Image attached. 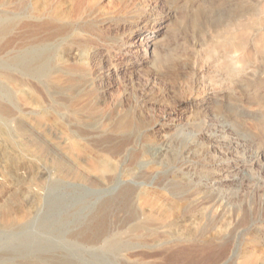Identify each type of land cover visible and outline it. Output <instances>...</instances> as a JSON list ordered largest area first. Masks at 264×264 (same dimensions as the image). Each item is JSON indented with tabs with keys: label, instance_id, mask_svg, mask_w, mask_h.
<instances>
[{
	"label": "rangeland",
	"instance_id": "374dc122",
	"mask_svg": "<svg viewBox=\"0 0 264 264\" xmlns=\"http://www.w3.org/2000/svg\"><path fill=\"white\" fill-rule=\"evenodd\" d=\"M14 2L20 46L53 55L40 81L0 40V210L30 226L1 231L0 253L22 237L73 264H264V0ZM123 188L135 213L106 207L122 249L75 235Z\"/></svg>",
	"mask_w": 264,
	"mask_h": 264
},
{
	"label": "bare ground",
	"instance_id": "6f19581e",
	"mask_svg": "<svg viewBox=\"0 0 264 264\" xmlns=\"http://www.w3.org/2000/svg\"><path fill=\"white\" fill-rule=\"evenodd\" d=\"M58 2V1H57ZM11 3V2H10ZM26 0H15V2L12 4V8L14 9V11L20 12L23 7L26 5ZM29 3V2H28ZM55 3V2H54ZM62 3V2H61ZM77 3V2H76ZM69 5V4H68ZM10 8V5H8ZM65 7V6H64ZM30 8V7H29ZM78 8V7H77ZM2 9V8H1ZM11 10V9H9ZM32 12L31 13H38L41 12L42 14L44 13V15H46V18H42L44 20V22L46 24L49 25V28L56 30V33H59V31H61V28L63 27L59 21V19H57L59 17V13L55 11L54 8H46L45 6L42 5L41 9L40 8H36V7H31ZM2 12V11H1ZM9 12V11H8ZM2 13H0V40L3 37V34H7V42L8 45L10 47V54L8 55V65H10V67H20L25 74H30L36 78H38L37 80L43 79L45 80L47 77V72L50 68V61L52 59V53H51V46L49 45V42H47V40H41V45H37L38 50L36 51L35 47H31L30 45H24L23 44L20 46L19 44V39L17 36L12 35L14 31V28L17 26L18 29V25H20L19 20L20 18H22V14L20 13H16V14H8L3 13L4 16H1ZM24 14V11H23ZM27 14V13H26ZM24 14V15H26ZM29 15V14H28ZM31 15V14H30ZM37 15V14H36ZM34 16V15H33ZM36 17V16H35ZM34 17V18H35ZM43 17V16H42ZM66 18V17H65ZM41 19V20H42ZM25 20V19H24ZM34 20V19H33ZM31 20V21H33ZM63 20V19H62ZM26 21V20H25ZM28 21V20H27ZM24 22V21H23ZM30 22V21H29ZM36 23L38 21H35ZM60 23V24H59ZM24 24V23H23ZM29 24V23H28ZM26 25V23H25ZM39 25V24H38ZM68 25V24H67ZM66 25V26H67ZM30 26V25H29ZM65 26V25H64ZM70 26V25H69ZM22 27V25H21ZM40 27V26H39ZM44 27V26H43ZM46 27V26H45ZM67 28V27H66ZM20 29V27H19ZM18 29V30H19ZM43 29V28H42ZM49 29V30H50ZM23 30H25L23 28ZM22 30V31H23ZM33 30V29H32ZM35 30V29H34ZM48 30V29H46ZM21 31V30H20ZM21 31V32H22ZM64 31V30H63ZM20 33V32H19ZM26 33V32H24ZM34 33V32H33ZM48 33V32H46ZM45 33V34H46ZM64 33V32H63ZM15 34V33H14ZM18 34V33H17ZM39 34V33H38ZM53 34V33H52ZM62 34V33H61ZM26 35L23 34L22 37ZM34 35V34H33ZM37 35V34H35ZM48 35V34H47ZM5 36V35H4ZM20 36V35H19ZM31 36V34H30ZM44 36V35H43ZM50 36V35H49ZM31 38V37H30ZM33 38V37H32ZM26 39H28L26 37ZM46 39V38H45ZM31 40V39H30ZM54 40V39H53ZM28 41V40H26ZM50 41V39H49ZM147 41V40H146ZM6 42V43H7ZM22 42H24L22 40ZM33 42V41H32ZM37 42V41H36ZM40 43V42H39ZM32 44V43H30ZM142 44V43H141ZM7 45V44H6ZM36 45V44H35ZM22 47V48H19ZM226 51L229 52H238L240 51L241 54L239 56V60L241 62H244L246 60V55L248 54L245 46L242 43H228L226 46ZM84 56V55H83ZM82 56V57H83ZM57 57V56H56ZM79 60V59H78ZM56 63V62H55ZM2 66V65H0ZM3 67V66H2ZM11 69V68H10ZM14 69V68H13ZM20 70V69H19ZM17 71V70H16ZM22 72V71H21ZM20 73V72H19ZM23 73V72H22ZM21 73V74H22ZM24 75V74H23ZM11 76V75H10ZM31 77V76H30ZM35 78V80H36ZM46 81V80H45ZM47 83V82H46ZM40 84V83H39ZM45 85V84H44ZM42 87V86H41ZM46 87V86H45ZM48 91V90H47ZM49 94V93H48ZM5 106V105H4ZM3 109V108H2ZM6 109V108H5ZM1 110V109H0ZM11 110V109H10ZM8 112V110H7ZM40 122V121H39ZM124 141V140H123ZM165 146V145H164ZM72 148V147H71ZM165 149V148H164ZM163 150V148H162ZM161 151V150H160ZM163 153V152H162ZM154 154V153H153ZM161 155V153H160ZM155 157V156H154ZM157 158V157H156ZM158 161V160H157ZM155 161V162H157ZM108 166V165H107ZM102 168V167H101ZM103 169V168H102ZM101 169V170H102ZM109 170V169H107ZM114 171V170H113ZM108 172V171H107ZM115 174V173H114ZM115 176V175H114ZM215 184V183H214ZM173 189L176 190H180L183 188V184L180 180L178 181H174L173 183H171L170 185ZM139 191V190H137ZM132 189L131 188H123L119 193H117V195H115L112 198H108V203L103 204V206H101V208L99 209L100 213L99 214H95L93 216V219H95V221H93V225L92 222L89 221V218H87V222L83 223V226L81 228H79L76 232L75 235L79 236L80 238H82V240L84 242H95L98 240H104V244H105V249L112 251V252H118L120 249L123 248V246L125 245V243H123V241L118 237V236H114L111 239H106V233H107V221H108V213H107V206H109L111 203H116L118 205L119 208L121 209H125L127 210V213L132 216L135 213V209L133 210V207L131 205V195H132ZM134 196V195H133ZM136 202V201H135ZM17 203V202H16ZM19 203V202H18ZM104 203V202H103ZM134 203V202H133ZM155 204V203H154ZM134 205V204H133ZM5 207V208H4ZM2 207L3 209L0 210V233L1 231L4 232H8L9 234H14V233H22L24 230L28 231L29 228L28 227V222L26 223H20L19 222V218H13V216L11 217L10 214L12 215V209L13 207L11 205L8 206H4ZM114 208V207H113ZM112 209H110L109 211L111 212ZM118 210V209H117ZM124 210V211H125ZM98 211V210H97ZM137 211V210H136ZM12 212V213H11ZM165 213V212H164ZM14 214V213H13ZM138 214V213H137ZM95 217V218H94ZM133 218V217H132ZM92 219V218H91ZM110 219V218H109ZM143 219V218H142ZM24 221V220H23ZM22 221V222H23ZM32 223V221H30ZM29 223V224H31ZM143 223H136L134 227L131 228V233L132 235H136L138 236L139 234H141V229H142V225ZM144 228V227H143ZM146 230V229H145ZM26 231V232H27ZM74 231V230H73ZM151 231V230H150ZM11 232V233H10ZM109 232V230H108ZM16 235V236H19ZM21 235V234H20ZM25 235V234H24ZM15 236V234L13 235ZM12 236V238H13ZM111 236V235H110ZM21 238V239H20ZM19 239L16 237V239H18V241H16L13 246H10L6 249H4L1 253H0V264H33L34 259H36V261L38 260H43V263L45 264H73L74 261L71 259V257L69 256V253L67 251H62L59 249V251H53V249L49 246H44L42 244H39L36 248V250L34 251H30V253L28 252V240L27 238H22L20 237ZM14 239V241L16 240ZM43 240V239H42ZM144 240V239H143ZM125 241V240H124ZM133 244V243H132ZM10 245V244H9ZM90 245V244H89ZM130 249V248H129ZM70 250V249H69ZM98 250V249H97ZM145 251V250H144ZM140 253L137 250H132L131 253L135 254V253ZM136 253V254H137ZM88 261V260H87ZM77 263V262H76ZM93 263V262H92ZM95 263V262H94Z\"/></svg>",
	"mask_w": 264,
	"mask_h": 264
}]
</instances>
